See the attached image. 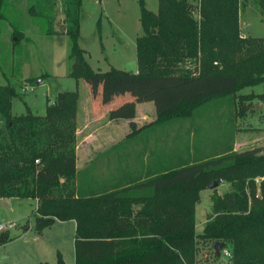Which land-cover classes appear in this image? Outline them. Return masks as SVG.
Returning <instances> with one entry per match:
<instances>
[{"label": "trees", "instance_id": "1", "mask_svg": "<svg viewBox=\"0 0 264 264\" xmlns=\"http://www.w3.org/2000/svg\"><path fill=\"white\" fill-rule=\"evenodd\" d=\"M196 1L158 0L157 12L139 1L143 35L136 39V74L114 68L101 73L90 67L78 45L82 0L61 1L62 31L56 29L55 0H31L27 14L44 35L67 37L70 78L111 80L102 84L103 90L95 86L89 92L103 104L121 101L112 116L132 117L136 102H154L156 120L133 130L127 137L131 138L154 125L195 120V111L213 100L238 101V116L248 113L256 97L264 100V93L235 96L245 87L264 84V38L243 37L239 30V11L248 0ZM253 1L264 8V0ZM9 6L8 0H0L1 21L6 20L2 8ZM188 60L186 71L178 67ZM136 80L143 86L140 91L123 93L113 90L114 86L106 91V83L134 84ZM15 97L14 86L0 85V200H36L38 229L55 221H74V264H190L195 208L190 205L185 215L177 206L156 207L154 202L160 191L179 187L186 205L193 204L201 190L219 180L232 189L212 197L200 237L212 246L228 244L231 264H264V185L259 194L253 186L246 190V178L240 174L250 162L264 166V156L259 155L264 147L235 153L230 143L201 156L197 151L187 158L166 156V168L145 183L152 193L126 203L125 193L138 185L118 191L95 186V162L76 171V92L58 93L44 116L34 115L28 107L25 114L13 115ZM99 200L110 204L95 206ZM139 203L143 207L128 220L130 206ZM105 220L108 230L98 226ZM8 238L0 234V241ZM214 259L218 260L215 253ZM57 264L65 263L59 258Z\"/></svg>", "mask_w": 264, "mask_h": 264}, {"label": "rangeland", "instance_id": "2", "mask_svg": "<svg viewBox=\"0 0 264 264\" xmlns=\"http://www.w3.org/2000/svg\"><path fill=\"white\" fill-rule=\"evenodd\" d=\"M8 1L10 6L2 8L6 20H0V85H6L8 82L15 87L17 97L12 99L11 104L13 115L25 114L28 107L34 115L42 116L45 114L46 106L54 101L58 93L64 91L77 93L78 111V102L80 101V106H83L90 87L96 86V89L103 90L102 84L104 86V82L111 81L108 79L75 81L70 78L68 74L72 62L68 59L67 37L63 33L54 37L43 34L40 25L27 14L31 0ZM55 1L56 29L62 31L63 15L60 10L62 0ZM139 1L82 0L78 45L85 51L88 64L95 72L104 73L114 68L130 74L137 73L136 39L143 35ZM190 2L196 4L197 1L190 0ZM143 3L147 10L157 12L158 0H143ZM238 17L241 36L245 37L247 34L254 38H264V8H261L257 1L248 0L246 6L240 8ZM247 27H252V31L249 32ZM190 62L182 61L178 63V67L186 71ZM30 79L33 81L30 82ZM136 82L138 80L134 84L106 83V91L111 89V86L116 88L113 90L123 93L132 89L140 91L143 86L135 84ZM251 93L263 94L264 84L245 87L235 96ZM237 102L230 104L227 98L213 100L195 111V120L172 121L166 124L165 155L171 157L173 153L181 158H187L190 153L192 154L190 156H193L197 151V155L201 156L219 151L222 146L227 148L230 143L235 153L263 148L264 139L260 142L259 132L260 130L264 132V100L256 97L245 116L236 114L239 106ZM142 112L151 114L150 109L143 108ZM101 133L102 131H96V136L92 138L94 146L99 145L105 138L106 131H103V135ZM76 136L75 125V149ZM114 148H125L123 139L116 141ZM259 155L264 156V153ZM140 161L143 163V158ZM253 163L261 165L262 162L247 163L240 174L242 173L241 176L246 178V190L253 186L259 194L261 186L264 185V166L251 168L249 165ZM135 167L137 168V165ZM146 169L144 167L143 171ZM137 170L135 169L136 172ZM98 175L95 174L94 180H99ZM213 183H217V187L211 190L207 186L201 190L193 204L186 205L179 187L160 191V197L157 196L154 202L156 207L177 206L185 215H188L190 205L195 208V239L190 264H222L223 257L214 259L212 244L200 237L206 218L211 213L212 197L221 196L232 189L225 181L219 180ZM95 186L109 187L106 184H95ZM133 194L128 191L122 200L126 203L130 201L135 203L139 198ZM109 204L110 202L102 200L94 202L95 206L106 207ZM134 205L137 204L130 206L131 215L128 219L130 221L135 218ZM36 219V205L32 200L13 199L10 207L0 204V224L7 227L0 234L9 237L6 241H0V264H57L59 258L65 264H74L75 224L72 221H55L49 226L38 229ZM10 225L13 228L9 229ZM98 226L108 230L106 220L98 223ZM224 248L231 251L228 244H224Z\"/></svg>", "mask_w": 264, "mask_h": 264}, {"label": "crops", "instance_id": "3", "mask_svg": "<svg viewBox=\"0 0 264 264\" xmlns=\"http://www.w3.org/2000/svg\"><path fill=\"white\" fill-rule=\"evenodd\" d=\"M248 31L251 32L252 27H249ZM247 36L250 35L246 34L245 37ZM119 103L110 102L103 104L101 98H93L90 92L83 106H80V101L78 102L76 116L77 144L75 149L76 171L80 172L95 162V174L96 176L99 174V180H94L95 184L109 185L111 191L123 190L124 188H132L138 185L130 193H134L133 195H136V198H145L153 190L145 183L160 174L167 166V159L165 158V126L161 124L154 125L131 138H127L133 130L137 131L144 125L155 121L158 111L153 101H144L136 103L132 117L112 116L111 113L116 110L114 108L115 105ZM143 108L150 109L151 114L142 112ZM190 127L189 125L188 128ZM96 131H102V135L103 131H106V134L99 145L94 146L92 138L96 136ZM263 134L264 132L260 130V142L264 139ZM139 136L142 137L139 138ZM121 139L125 143V148H111L114 147L116 141ZM174 155L173 153L171 154V156ZM142 158L143 163L140 161ZM169 160L171 163L176 162V159ZM135 165H137V168ZM144 167L145 169L147 168L146 171H143ZM135 169H138L137 172ZM130 170L132 171L130 172ZM12 200L7 199V203L4 206L10 207ZM32 201L35 202L37 208V201ZM134 207H136L135 212L137 213L143 205L137 204ZM72 222L76 227V223Z\"/></svg>", "mask_w": 264, "mask_h": 264}, {"label": "built area", "instance_id": "4", "mask_svg": "<svg viewBox=\"0 0 264 264\" xmlns=\"http://www.w3.org/2000/svg\"><path fill=\"white\" fill-rule=\"evenodd\" d=\"M8 228L10 229V228H13V227H12V225H10ZM6 229H7L6 226L0 224V233L5 231ZM220 257H223L222 264H231L233 256H232V253H231V251L229 249L223 248L220 251Z\"/></svg>", "mask_w": 264, "mask_h": 264}, {"label": "water", "instance_id": "5", "mask_svg": "<svg viewBox=\"0 0 264 264\" xmlns=\"http://www.w3.org/2000/svg\"><path fill=\"white\" fill-rule=\"evenodd\" d=\"M249 30V27L247 28ZM217 187V183H212L209 186V189H214ZM7 203V199H2L0 204L4 206V204ZM224 248V244L222 242H215L213 243V250L215 253V257L219 258L220 257V251Z\"/></svg>", "mask_w": 264, "mask_h": 264}]
</instances>
